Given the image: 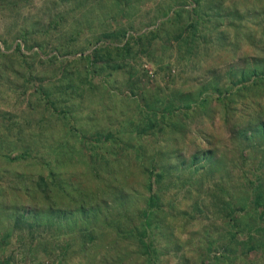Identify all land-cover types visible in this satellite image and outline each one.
I'll return each mask as SVG.
<instances>
[{
	"label": "rangeland",
	"instance_id": "374dc122",
	"mask_svg": "<svg viewBox=\"0 0 264 264\" xmlns=\"http://www.w3.org/2000/svg\"><path fill=\"white\" fill-rule=\"evenodd\" d=\"M115 1L117 0H0V207H9L0 208V264H61L63 259L65 264H86L87 259L81 242L89 232L85 228L77 229L78 225L69 230L51 225L43 219L42 222L33 221L32 215L22 205L43 207L44 204H41L40 198L36 200L35 197L32 199L25 195L19 198L18 194L20 197L23 195L19 190L23 183L31 187L35 182L39 195L44 189H49L51 181L45 177L48 167L36 159L39 155L48 153L45 152L47 144L57 139L44 131L56 132L60 129L54 118L51 124L43 125L42 118L48 115L44 113V102L35 94V88L43 85L55 88L65 68L74 76H84L83 63L94 55L95 50L107 49L108 45L116 47L123 44L116 39L104 37V34L113 33L112 28L115 30L117 27L133 25L136 32L130 30V33L134 35L156 29L162 24L161 20L156 19L157 6L160 7L169 0H136L138 3L134 9L138 13L134 22L131 24L125 18L117 17L116 21H112L109 30L100 22V16L102 10L113 11L115 7L112 3ZM189 3V6L181 11V22L178 23L174 19L175 14H170L172 21L164 26L161 38L148 43V46L146 43L140 46L137 44L132 58L126 66L120 68L121 71L117 68L105 72L106 76L112 75L107 81L114 93H134L137 99L142 100V103L148 102L153 109L159 105L158 117L155 119L162 126L171 125L170 121L165 122L170 110L187 107L190 98L198 101L210 79L216 77V80L221 81V76L224 77L234 61L248 57H264V0H203L204 8L220 4L233 14L227 21L234 25L231 33L229 32V43L237 44L238 52L234 50L228 53L218 49L210 55L202 56L200 53L195 57L188 53L190 47L186 49L184 44L181 45L182 41L178 40L179 25L185 26L190 34L193 33L192 27L197 23L192 11L194 5ZM90 11L93 13L94 24L87 22ZM149 23H152V26L146 27ZM206 27L208 25L199 26L200 30H204L201 34L209 38L210 32ZM235 28L239 33L236 40ZM199 34L197 33V36ZM19 44L21 51L17 47ZM35 51L42 53L43 59L53 58L43 62L37 54H33ZM202 53L205 54V51ZM113 61L112 65L115 64ZM29 69H35L37 72L27 74ZM80 81H77L76 85H79ZM224 81L225 78L222 83ZM257 89L247 92L248 96L242 94L245 103L235 104L239 112L251 113L250 103L256 105L258 101L264 102V95L256 93ZM184 92L190 94L181 97ZM206 92L210 95L213 91ZM259 95L262 97L257 98ZM112 101L107 98L104 105L112 102L113 105H118L119 111L126 109L127 115L136 120L131 123L138 124L144 120L136 115L135 104L127 105L125 101L120 100V96ZM99 102L98 97L92 105L86 100L84 107H88V110H82L79 116H86L89 111H97L101 127H104L107 122L100 112L103 106ZM212 103L214 114L210 111L209 114L200 112L193 115L194 113L187 111L190 118H185L184 113L180 118H175L179 125H187L185 132H180L177 136L159 133L152 140L145 139V146L143 145L148 159L152 158L153 151L161 145L169 150L177 149L179 152V157L174 156L172 162L176 165L180 163L181 168L168 173L162 186L161 203L162 210L165 211L161 216L163 229L158 230L159 233L155 235L156 245L161 253H164L162 264H264V233L253 232L255 239L251 240L250 232L245 227L246 230L234 238L233 222L226 216L229 211L221 207L220 199L215 196V186L220 184V179L227 173H231L237 180L242 170L248 173L253 170L242 164L243 159L236 148L237 145L231 141L230 128L224 121L225 113L221 105L214 101ZM122 120L126 121V117ZM125 124L127 126L128 122ZM132 127L129 124L128 130ZM88 129L89 127L86 128ZM41 132L43 134L39 136ZM116 132L117 129H113V133ZM91 134L95 135L93 132ZM115 137H118L117 134ZM83 138L85 136H82L80 143L74 140L78 142V151L83 152L82 156L78 155L80 163L84 159L92 160L87 144L89 141ZM123 139L132 141L130 135H124ZM133 143V150L136 152L134 157H137L140 152L138 147L142 145L137 141ZM42 146L45 148H41ZM30 148L34 153L32 158H20L22 151ZM210 148L217 149L216 158L222 156V159H226V166L222 171L206 176H203L205 170L200 173L193 172V169L189 168L190 156L198 149ZM39 149L40 152L37 153L36 150ZM117 151L119 153L121 149ZM248 154L253 153L249 151ZM261 154L263 153L255 152V158L262 157ZM9 157L16 158L9 161ZM165 157L162 158L163 161H156L155 165L161 167L167 160ZM52 163V168L59 175L53 178L51 188L57 189L59 180L67 184L74 183L77 180L78 168L80 171L83 168V165H74L71 169L64 167L57 164L54 158ZM186 167L189 168V173L185 170ZM135 169L137 174L141 173V168ZM200 178L204 183L200 189L201 194L193 192L192 196H186L189 181ZM147 180L144 174L137 175L133 178V187L146 195L144 186L148 183ZM194 188L198 190L200 187ZM3 192L5 197H2ZM14 204L17 207L10 206ZM245 221L254 229H264V219L258 220L254 215H250ZM228 222L231 223L230 226ZM110 238L108 234L107 239ZM211 243L214 245L211 246ZM244 243L247 246H244ZM252 244L256 245L255 250H250ZM222 245H228V250H224ZM115 249L116 252H124L121 245H117Z\"/></svg>",
	"mask_w": 264,
	"mask_h": 264
},
{
	"label": "trees",
	"instance_id": "16d2710c",
	"mask_svg": "<svg viewBox=\"0 0 264 264\" xmlns=\"http://www.w3.org/2000/svg\"><path fill=\"white\" fill-rule=\"evenodd\" d=\"M202 1L169 0L168 3L166 2L160 7L157 6L156 19L161 20L162 24L156 29L138 35L130 33V30L135 29L133 25L123 28L117 27L115 30L112 28L113 33L104 34V37L116 39L123 44L116 47L108 45L106 46L107 49L95 50L94 55L89 59L87 58L88 60L83 63L84 76H74L65 68L58 81L59 84L55 88H49L51 85L35 88V94L44 102V113L48 115L42 118L43 125L44 123H46L45 125L51 124L52 118H54L60 129L56 132L54 130L44 131L49 133V136H56L57 139L47 144L45 152L48 153L39 155L36 159L41 160L42 164L48 167V174L45 177L51 181L49 189L43 190L42 188L44 192L40 196L35 182L31 187L23 183L19 189L23 195L20 197L18 194V196L22 198L25 195L32 199L35 197L36 200L40 198L41 204H44L43 207L22 205L32 215L33 221L42 222L46 220L51 225L60 228L65 227L69 230H72L75 225H78L77 229L85 228L89 233L81 242V246L87 259L86 264H162L164 253H161L157 247L155 238V235L159 233L158 230L162 231L163 229L161 216L165 211L162 210L161 203L162 186L168 173L181 168L180 163L176 165L172 162L174 156L179 157V152L177 149L170 148L171 150H169V148L161 145L153 151L152 158L148 159L146 148L144 150L145 139L152 140L157 134L164 132L175 136L180 132H185L187 125L183 123L179 125L175 122V118H180L183 113L185 118H190L187 111H191L190 113H194L193 115L200 112L209 114L210 111L214 114L213 101L220 104L225 113L224 121L230 128L231 141L237 145L236 148L243 159V166L253 170L250 173L242 170L237 180L231 173H227L223 179H220V184L215 186L217 191L215 196L220 199L221 207L229 211L226 216L233 222L234 233L232 235L234 238L241 234L240 232H244L245 227L250 232L251 240L255 239L252 235L253 232L264 233L263 228L254 229L245 221V218L250 215H254L258 220L264 219V102L258 101L256 105H251L253 102L250 103L251 113H241L235 105L238 102L245 103L244 97H242L243 93L247 95V92H253L257 88L256 93L264 95V57L253 59L248 57L234 61L235 63L230 66L224 77L221 76L222 80L225 78L223 83L222 80H216V77L211 78L209 85L203 89L205 92L202 96L200 95L198 101L195 98H190L187 107L170 110L165 118V122L166 120L171 122L169 126H162L156 122L155 118L158 117L159 105L153 109L148 102L142 103V100L137 99L133 95L134 93H114L115 91L107 81V78L112 77V75H105L109 69L119 68L121 71L120 68L126 66L128 60L132 58L134 47L137 44L140 46L146 43L148 46V43L161 38L164 26L172 21V18L169 17L170 14H175L174 19L178 23L181 22L179 21L183 17L181 11L189 6V2L194 5L192 11L196 18V27H192L193 33L190 34L185 26L179 25L177 27L180 30L179 42L182 41L181 45L184 44L186 49L190 47L189 52H187L194 57L200 53L202 56L210 55L212 51H218V49L228 53H232L234 50L238 52L237 44L229 43L231 29L234 25L227 21L233 14L228 11L227 7L220 4L204 8ZM137 3L136 0L113 2L112 5L115 9L113 11L102 10L100 22L109 30H111L112 21H116L117 17L125 18L132 24L138 13L134 9ZM92 15L93 13L90 11L87 22L94 24ZM85 24L84 22L83 25ZM206 25L208 27L205 29H209L212 37L209 35L207 38L206 35L201 34L204 30H200L199 26ZM149 26H152V23L146 25V27ZM134 32L136 31L134 30ZM197 33H200L199 36ZM235 33L236 40L239 37L236 28ZM212 38L213 40H211ZM18 48L21 51V45H18ZM201 48L203 49L201 50ZM28 49L30 48L28 47ZM196 50H198L197 53ZM203 51L205 54L202 53ZM33 54H37L43 62L53 58L43 59L42 53L37 51ZM94 59H96L95 62ZM112 61L115 63L114 65H112ZM36 72L35 69L27 70V74L30 75ZM77 81H80L78 86L76 85ZM259 90L261 91L259 92ZM206 91L213 92L208 95ZM185 94H190V92L182 93L181 97ZM262 95L257 96V98L262 97ZM119 96L120 100L125 101L127 105L135 104L137 107L136 115L144 120L138 124L131 123L136 120L127 115V110L121 109L119 111L118 105L112 104V100ZM97 97L100 100L99 104L103 106L100 112L105 116L107 122L104 127H101L102 123L97 117V111H89L86 116H79L82 110H88V107H84L86 100L91 104ZM107 98L112 102L104 105ZM124 117H126V121L122 120ZM125 122H128L127 126ZM129 124L133 126L131 130H128ZM87 127H89L88 130H86ZM113 129H117V132L113 133ZM91 132L95 135H92ZM42 134L41 132L39 136ZM116 134L118 137H115ZM124 135H130L132 141L131 139H123ZM82 136H85L83 139L87 138L89 141L87 144L92 160L84 159L82 160L83 163H80L78 155L82 156L83 152L78 151L76 145L81 142ZM199 136L201 138V135ZM175 140L177 139L175 138ZM114 141L117 142L114 143ZM133 141L142 145L138 147L140 152L137 157H134L136 152L133 150L135 149ZM41 148L45 147L42 146ZM117 149H121V151L118 153ZM216 151L217 149L213 148L198 149L190 156L189 168L198 173L205 170L203 176L222 171L227 161L225 158L222 159V156L216 158ZM249 151H252L253 154H248ZM36 152H40V149ZM255 152L263 153L261 154L262 157L256 159ZM33 154L31 148L30 150L24 149L20 158H32ZM163 157L167 159L164 161L165 163L161 167L156 166L155 162L163 161ZM15 158L9 157V161H13ZM51 158H54L57 164L70 169L74 165H83L81 171L78 168L77 180L69 184L59 180L57 184L59 188H51L54 182L53 178L59 175L52 168ZM136 167L141 168L140 174H137ZM189 168H185L188 173ZM141 174H144L146 180L148 179V183L144 186L147 191L146 195L133 187V178ZM188 184L186 196H192L193 192L201 194L200 189L204 184L202 178L189 181ZM195 186L200 188L194 190ZM4 194L5 192L2 193V197H5ZM13 200L15 201V199ZM10 206L17 207L15 204ZM0 208L9 207L3 208L1 206ZM229 224L231 223L228 222V226H230ZM108 234L111 236L110 239H107ZM117 245L124 248L123 253L116 252ZM213 245L214 243H211V246ZM243 245L247 246L246 243ZM222 247L224 250H228V245H222ZM70 248L72 249V245ZM255 248L256 245H250V250H255ZM112 252H116V254H112ZM63 257L65 258L64 254ZM61 264H65L64 259Z\"/></svg>",
	"mask_w": 264,
	"mask_h": 264
},
{
	"label": "crops",
	"instance_id": "0c3cea01",
	"mask_svg": "<svg viewBox=\"0 0 264 264\" xmlns=\"http://www.w3.org/2000/svg\"><path fill=\"white\" fill-rule=\"evenodd\" d=\"M20 45V44H19ZM18 47V46H17ZM22 48V47H21Z\"/></svg>",
	"mask_w": 264,
	"mask_h": 264
}]
</instances>
